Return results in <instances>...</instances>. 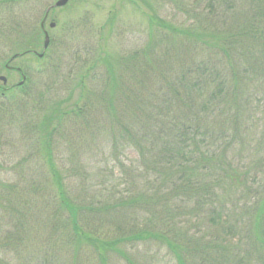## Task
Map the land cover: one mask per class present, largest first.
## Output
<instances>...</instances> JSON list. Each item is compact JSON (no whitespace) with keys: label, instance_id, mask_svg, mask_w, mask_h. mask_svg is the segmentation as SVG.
I'll use <instances>...</instances> for the list:
<instances>
[{"label":"rangeland","instance_id":"1","mask_svg":"<svg viewBox=\"0 0 264 264\" xmlns=\"http://www.w3.org/2000/svg\"><path fill=\"white\" fill-rule=\"evenodd\" d=\"M57 1L26 0L9 4L0 3V18H5L10 24L15 23L23 31L22 34L16 32V34L11 33L0 38V75L8 78V84L5 87L14 90L10 92L8 89L9 94L3 95L0 89V192L3 191L2 198H4L10 194L12 186L19 187L16 192L21 206L15 205L14 212L19 215L21 208L24 221L18 218L15 226L20 228L22 235V228L30 232V236L24 234L25 240L18 239L10 247H7L10 242L5 243L8 229L0 234V264H36V261L44 256V253L35 252L34 245H31L33 242L44 243L46 240L35 237L37 231L46 230L41 222L42 206L34 208L30 205L28 201L30 193L24 189L25 187L33 184L36 188L37 202L47 201L46 209L49 212L47 227L49 228L46 231L50 234H55L56 230L61 234L64 232L60 220L64 217L65 219L61 222L68 221V211L65 209L62 211L56 202L53 203V196L56 197L58 194L55 188L51 187L52 190L49 188L53 182L48 177H51L50 170L53 169L59 170L63 175L65 173L66 195L73 202L84 208L86 206L78 218L83 231L91 230L97 234L100 233L102 238L109 240L123 232L128 235L131 229H143L142 226L137 229L129 227L134 223L148 226L147 217H144L148 216V213L143 210L139 211L137 218L133 215L124 216L122 213L121 199L124 196L122 193L133 188L132 182H129L130 179L137 177L136 175L145 169L140 163L138 151L128 142L126 126L143 131L144 124L138 123L137 118L147 119L152 112H159V109H154V101L148 102V100H154L156 95H160V92L156 93L159 83L153 80L150 84L147 81L146 88L140 89L137 96L132 93L126 94L128 91L124 87L125 83L134 81L140 75L136 73V64L123 63L120 67L116 63L117 58L130 57L139 52L140 62L147 60L148 64H153L156 70L163 72L169 81L174 78L173 80L179 82L186 68L192 70L193 77L200 72L201 66L198 65L203 63L204 56L212 50L211 46L198 39L191 40L198 43L193 47L189 43L191 36L180 33L178 35L171 32L169 28L160 27L157 23L151 26L150 20L155 14L160 20L185 32H195L202 28L209 30L211 34L232 36L231 39L237 41L253 33L249 22L251 17L248 15L246 18L244 15L245 5L242 0H232L228 5L221 3L223 0H219L220 2L218 0H137L136 4L129 0H70L63 7L53 8L47 16L45 27L49 32L51 45L45 56L40 59L36 54L29 53L11 63L12 66L21 68L26 76L24 85L18 87V83L23 79L22 74L14 69L8 71L5 64L15 54L24 53L30 49L39 53L43 52L45 36L40 26L48 7ZM51 23H56V26L51 27ZM259 24L263 23L259 21ZM260 30L254 37V44L264 43V27ZM151 32L158 38L157 50L154 56L146 57L142 52L147 48ZM181 49L188 53L180 51ZM259 51L255 53L258 57L257 65L260 64L257 68L260 70L264 67L261 65L264 63V58L258 54H264V50ZM166 53L170 54L169 59ZM102 58L112 63L113 73H110L112 75L116 73L118 83L110 79ZM137 65L140 71L145 67V65ZM254 74L264 83V76ZM198 76L201 79L207 78L203 75ZM139 79L144 81V78ZM138 87L140 88L141 85ZM248 88L243 94L245 93L244 96L248 101L247 108L251 113L246 108L243 118L240 115L241 121L238 123V128L241 132L251 130V132L241 133L243 142H246V146L241 149L256 161L260 156L264 157V146L262 149L257 148L258 142L251 136H257L259 141L264 142V84H249ZM212 91L209 87L205 89L202 95L204 101H209L208 98L213 96ZM98 94L103 97L102 106L98 105L92 97ZM214 100L218 106L216 111L218 114L227 111L225 102L217 98ZM77 101H79V107L88 101L90 104L88 109L93 108L95 113L90 114L88 110L83 113L86 115L79 118L75 117L74 112L68 113L76 106ZM238 103L244 107L246 101L243 99ZM103 105L106 107L104 108ZM181 105L186 107V113L195 112L193 105L184 97ZM56 107H60L62 112H68L61 119H55L54 124L51 125L52 129H57L51 141L53 150L51 162L54 164L51 166L47 159H43L46 141L35 125L42 120L41 116L44 113H50ZM171 107L168 112L174 115L177 110L173 105ZM97 109L100 110L97 112ZM115 111L120 113L119 119L124 123L113 116ZM255 113L260 116L257 118L259 123L250 120L256 115ZM85 116L90 118V128L84 131ZM112 119L116 126L101 130L104 128L103 125H110ZM121 131H124L123 142H119ZM92 132L96 133L95 137L88 135ZM248 137L250 140H247ZM207 146L206 142L203 149L206 150ZM81 155L91 160L83 165L79 159ZM138 179L135 186L143 192L146 189V182ZM20 188L24 189L21 193ZM241 191V189L233 190V193L239 197ZM133 193L139 192L134 190ZM108 198H115L112 204H116L117 207L111 209L110 206L106 213L99 214L96 210ZM6 199H0V226L7 223L3 220V215L9 214L8 210H5ZM27 204L28 207H26ZM54 209L58 210L57 216H51ZM182 214L190 219L196 218L192 211H188V208ZM225 219L230 221L229 217ZM231 221L235 225L233 227L237 229L236 233L241 232V239L240 241L230 240L229 249L244 250L251 243L250 238L242 237L245 224ZM188 229H191V234L194 236L193 245L197 249L195 254L187 255L189 264H217L220 258L219 250L215 246L210 247L202 233H196L197 227L189 226ZM204 231L206 230L203 229L202 232ZM212 232L214 237H217L214 228ZM41 233H44L43 237L47 236V232ZM69 244V238L61 235L57 247L51 252L46 250L47 254L53 258H50V261L54 260L56 264H71L70 260L75 250ZM205 245H208L207 249L203 248ZM16 247L15 252L13 250ZM75 248L79 253L80 264H98L94 247L83 243L78 249ZM125 249L135 264H177L173 253L153 239L132 242ZM237 252L244 253V251ZM232 256L235 264H239L241 258H245L246 255L232 251ZM109 259V264H129L114 253L109 255ZM247 260L249 258L244 261V264H247ZM258 263L264 264L263 259L258 257Z\"/></svg>","mask_w":264,"mask_h":264},{"label":"trees","instance_id":"2","mask_svg":"<svg viewBox=\"0 0 264 264\" xmlns=\"http://www.w3.org/2000/svg\"><path fill=\"white\" fill-rule=\"evenodd\" d=\"M4 1L2 0L0 3L9 4L26 0ZM129 1L136 4L137 0ZM231 1L223 0L221 3L228 5ZM242 1L245 5L244 15L246 18L248 15L251 17L249 22L253 33L251 34L252 37L249 35L238 41L231 39L232 36L211 34L212 32L202 28L195 32L178 30L167 22L160 20L156 14L151 18V26L157 23L160 27L169 28L171 32L178 35L180 33L188 37L191 36L189 43L193 47L198 43L194 40L191 41L192 39H198L212 47V50L207 52V56H204L203 63L198 65L201 66L199 68L200 72L195 74L194 77L192 76V70L186 68L179 82L173 80L174 78L169 81L163 72L156 70L153 64H148L147 60L140 62L139 52L130 57L117 58L116 63L120 67L123 63L136 64V73L140 75L138 77L144 78V81L135 78L134 81L130 80L125 83L124 87L128 91L126 94L132 93L137 96L140 89L144 90L146 88L147 81L150 84L153 83V80L159 83L156 93L160 92V95H156L154 100H148L150 103L155 102L154 109H159V112H152L147 119L137 118L138 123L144 124L143 131L125 125L128 142L132 148L138 151L140 163L145 169L136 175L137 177L130 179L129 182H132L133 188L122 193L124 195L121 199L122 213L124 216L133 215L137 218L139 217V211L143 210L148 213V216L143 215L147 217L146 223L148 222V226L134 223L129 227L137 229L142 226L143 229H131L128 235L123 232L119 236L115 235L113 238H107L109 240L102 238L100 233L97 234L91 230H87L88 232L83 231L78 223V218L80 212L85 210L86 206L84 208L73 202L66 195L65 173L63 175L59 170H50L51 177L48 178H51L53 183H49V188L52 190L51 187H53L58 192L56 197L53 196V203L56 202L62 211L64 209L68 211V221L62 223L61 221L65 218H60V225H62L64 232L61 234L56 230L55 234H50L46 231L49 228L47 227L49 221V212L46 209L47 201L37 202L35 199L37 195L36 188L33 184L24 188L30 193L28 198L30 205L34 208L42 206L43 212L40 214L42 217H40L46 228V230L35 233L36 238H45V242L37 244L33 242L31 244L34 245L35 252L38 254L44 253L43 258L36 261V264H56L54 260L50 261L53 258L47 254L46 250L48 252L54 250L61 235L69 238V245L74 247L75 252L70 260L71 264H80L79 253L75 247L78 249L83 243L95 248L94 254L98 264H109L111 253L122 257L129 264H135L125 248H128V245L132 242H145L152 239L157 244L169 249L176 258L177 264H189L187 255L197 252L196 247L193 245L194 236L191 234V229H188L189 226L197 227L196 233H202L208 241V245L210 247L215 246L219 250L218 256L220 258L217 264H235L232 259L234 258L232 251L246 255L245 258H241L239 264H244L247 258H249L247 264H259L258 257L263 259L264 262V164H262L264 157L262 155L254 161L247 152L241 149L246 146L241 133L251 132V130L241 132L238 128V123L241 121L240 115L243 118L244 111L248 106V101L243 92L246 88L249 89V84H264L254 74L264 76V67L260 70L257 68L260 64L257 65L258 57L255 53L264 50V43L254 44L257 31H261L260 28L264 27V13L262 12L264 11V0ZM218 2L220 1L218 0ZM259 21L263 24H259ZM16 32L23 33L15 23L10 24L5 18H0V38L11 33L16 34ZM157 43L158 38L151 32L147 48L142 52L143 55L146 57L149 55L154 56ZM161 43L163 42L161 41ZM256 47L258 48L256 49ZM180 51L185 50L181 49ZM185 52L188 53V51ZM20 54L14 56L18 57ZM165 55L168 57L167 59L170 58V54L166 53ZM258 55L264 58L263 53ZM14 56L8 62L12 61L15 58ZM138 57L139 60H137ZM102 61L107 66L108 75H110L112 82L117 81L118 83L116 73L111 74L113 73L112 63L105 58H102ZM137 64L145 65V67L140 71ZM261 65H264V63H261ZM198 75L207 78L201 79ZM195 76L198 77L195 78ZM139 82L141 83L139 84ZM139 85H141L140 88ZM214 86L216 87L214 88ZM207 87L213 90V96L208 98L209 101H204L202 95ZM0 89H2L3 95L9 94V91H14L3 84ZM168 93L172 95L170 96ZM92 97L98 105L102 106V102L104 103L102 95H92ZM183 97L190 101L195 112L190 111L191 114L185 112L186 107L181 105ZM200 98L202 99L200 100ZM214 98L225 102L228 107L227 111L218 114L216 112L218 106H216ZM243 99L246 101L244 107L238 103ZM75 103L76 106L69 112H62L60 107H56L50 113H44L41 116L42 120L35 125L46 141V146L43 148V159H47L51 166H54L51 162L53 154L51 141L57 131V129H52L51 125L54 124L55 119H61L67 112L76 113V118L86 115L83 113L88 110L90 114L95 113L93 108L88 109V105H90L88 101L82 107H79V101ZM172 105L177 110L174 115L168 112ZM103 107L106 106L103 105ZM112 107H114V104H112ZM99 110L97 109V112ZM231 110L235 111L232 112ZM247 111L250 112L249 108H247ZM182 112L183 115H181ZM119 114L115 111L113 116L119 119ZM257 118H260L259 114L251 117L250 120L259 123L260 121ZM89 120L88 116L84 117V131L90 128ZM115 126L116 123L112 119L111 124L103 125L104 128H101V130H107ZM109 131L112 130L109 129ZM88 135L95 137L96 133L92 132ZM123 135L124 131H121L119 142L124 141ZM251 138L258 142L257 148H263L264 142L259 141L257 136H251ZM247 140H250L249 137ZM206 142L208 146L205 150L203 147ZM250 143L252 142L250 141ZM77 150L80 152L79 148ZM79 159L83 165L91 160V158L88 160L87 157L82 155ZM137 178L146 182V189L143 192L135 186ZM24 189L20 188V193ZM239 189L242 191L239 197H236L233 190ZM18 190L19 187L14 188L12 186L10 194L4 198H2L3 191L0 192V199L7 198L5 210H8L9 213L3 215V220L7 221V223L5 222L6 226L5 224L0 226V234L8 229L5 243H10L7 244V247L14 245V242L18 239L25 240L24 234L30 236V232L25 228H22V235L20 234V228L15 226L18 218L24 221L21 208L19 215L14 212L15 205L21 206L20 198L17 197L16 192ZM134 190H138L139 193L134 194ZM114 199L108 198L107 201L100 204L96 211L103 214L110 209V206L111 209H115L117 205L112 204ZM26 207H28V204ZM187 208L188 211H192L196 218L190 219L182 214ZM52 215L57 216L58 210L54 209ZM96 217H98L97 214ZM225 217H229L230 221ZM56 220L58 222L57 218ZM194 220L195 222H193ZM231 220L244 222L245 224L242 237L247 236L248 239L250 238L251 243L244 250L241 248L229 249L230 240L237 239V241H240L241 239V232L236 233L237 229L233 227L235 225ZM57 226L60 228L58 224ZM213 228L217 233V237L213 235ZM203 229L206 231L202 232ZM41 232H47V236L43 237L44 233ZM208 245L203 248L207 249ZM13 251L16 252L17 247ZM237 251H244V253Z\"/></svg>","mask_w":264,"mask_h":264},{"label":"water","instance_id":"3","mask_svg":"<svg viewBox=\"0 0 264 264\" xmlns=\"http://www.w3.org/2000/svg\"><path fill=\"white\" fill-rule=\"evenodd\" d=\"M67 2H68V0H59V1L57 2V6L65 5ZM48 44H49V36H48V34L46 33L45 46L47 47ZM0 80H2V81H4V82L7 81V79H6L5 77H3V76H0Z\"/></svg>","mask_w":264,"mask_h":264}]
</instances>
